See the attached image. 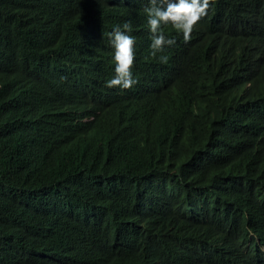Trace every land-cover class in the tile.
<instances>
[{
    "label": "trees",
    "instance_id": "obj_1",
    "mask_svg": "<svg viewBox=\"0 0 264 264\" xmlns=\"http://www.w3.org/2000/svg\"><path fill=\"white\" fill-rule=\"evenodd\" d=\"M148 6L0 0V264H264V0L154 65ZM125 21L138 82L109 88Z\"/></svg>",
    "mask_w": 264,
    "mask_h": 264
},
{
    "label": "clouds",
    "instance_id": "obj_2",
    "mask_svg": "<svg viewBox=\"0 0 264 264\" xmlns=\"http://www.w3.org/2000/svg\"><path fill=\"white\" fill-rule=\"evenodd\" d=\"M212 0H149L144 9L146 38L144 44L145 61L149 65L157 62L166 64V55L174 48L176 32L180 39L188 42L194 28L208 14ZM131 21L117 25L108 33L114 53L115 75L106 79V86L130 89L138 81L132 69L136 59V38L131 33Z\"/></svg>",
    "mask_w": 264,
    "mask_h": 264
},
{
    "label": "bare ground",
    "instance_id": "obj_3",
    "mask_svg": "<svg viewBox=\"0 0 264 264\" xmlns=\"http://www.w3.org/2000/svg\"><path fill=\"white\" fill-rule=\"evenodd\" d=\"M3 81V80H2ZM5 83V82H4Z\"/></svg>",
    "mask_w": 264,
    "mask_h": 264
}]
</instances>
